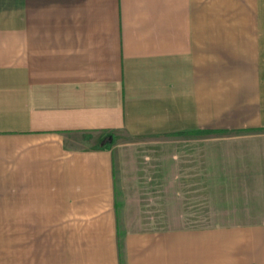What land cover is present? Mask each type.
<instances>
[{
  "label": "crops",
  "instance_id": "obj_1",
  "mask_svg": "<svg viewBox=\"0 0 264 264\" xmlns=\"http://www.w3.org/2000/svg\"><path fill=\"white\" fill-rule=\"evenodd\" d=\"M254 129L264 0H0V225L59 264H119L118 212L201 193L218 136ZM168 239L126 233L125 264L136 241L168 264Z\"/></svg>",
  "mask_w": 264,
  "mask_h": 264
},
{
  "label": "rangeland",
  "instance_id": "obj_2",
  "mask_svg": "<svg viewBox=\"0 0 264 264\" xmlns=\"http://www.w3.org/2000/svg\"><path fill=\"white\" fill-rule=\"evenodd\" d=\"M141 139L136 140L144 148L147 141ZM216 153L211 177L201 181V193L170 194L169 207L162 211L161 195H154L157 200L151 207L145 209L142 201L141 209L118 212L119 264H125L124 235L151 231L168 232V264H264V129L231 130L218 136ZM158 164L153 162V167ZM35 229L0 225V264H59L50 242L44 240L47 236L39 234L40 227ZM143 245L129 242L132 264L144 263L143 258H134L141 255ZM106 261L113 263L110 258Z\"/></svg>",
  "mask_w": 264,
  "mask_h": 264
}]
</instances>
